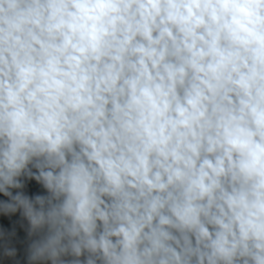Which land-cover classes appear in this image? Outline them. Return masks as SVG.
Returning a JSON list of instances; mask_svg holds the SVG:
<instances>
[{
  "label": "clouds",
  "instance_id": "9594fccd",
  "mask_svg": "<svg viewBox=\"0 0 264 264\" xmlns=\"http://www.w3.org/2000/svg\"><path fill=\"white\" fill-rule=\"evenodd\" d=\"M0 264H264V0H0Z\"/></svg>",
  "mask_w": 264,
  "mask_h": 264
}]
</instances>
